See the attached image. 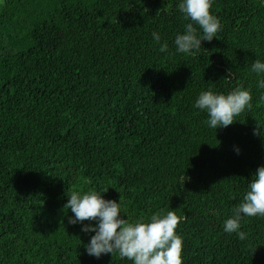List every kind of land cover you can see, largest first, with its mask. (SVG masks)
Returning <instances> with one entry per match:
<instances>
[{
    "label": "trees",
    "instance_id": "1",
    "mask_svg": "<svg viewBox=\"0 0 264 264\" xmlns=\"http://www.w3.org/2000/svg\"><path fill=\"white\" fill-rule=\"evenodd\" d=\"M179 2L0 3V264H132L87 254L70 190L122 198L125 219L176 210L183 264H264V217L223 230L264 166V0H213L222 29L192 54ZM210 87L253 107L216 131L193 107Z\"/></svg>",
    "mask_w": 264,
    "mask_h": 264
},
{
    "label": "clouds",
    "instance_id": "2",
    "mask_svg": "<svg viewBox=\"0 0 264 264\" xmlns=\"http://www.w3.org/2000/svg\"><path fill=\"white\" fill-rule=\"evenodd\" d=\"M212 2L180 0L178 11L185 21L190 22L185 24L182 34L176 35L174 45L177 53L192 54L201 49L204 41L211 42L217 37L222 24L211 12ZM152 36L160 45L159 52L167 54L168 43H161L158 32H153ZM251 71L264 77V61L256 59ZM258 88L264 89V78L259 79ZM252 100L250 89L237 87L224 94L210 87L199 93L193 107L205 112L208 117L205 123L217 131L232 125L236 117L246 109L250 110ZM261 129L264 126L258 123L254 135H261ZM236 152L240 154V149L236 148ZM67 197L64 210L73 213L68 222L81 225L82 232L90 235L89 243L84 245L89 256L100 259L107 254L118 255L132 264H183L184 241L177 233L181 217L176 210L158 211L150 217L133 220L127 216L124 218L122 198L120 202L106 200L96 190H70ZM257 216L264 217V166L258 168L242 202L236 206L234 215L225 221L223 230L229 234L235 233L244 240L246 234L241 230V221ZM85 221L90 223L85 224Z\"/></svg>",
    "mask_w": 264,
    "mask_h": 264
},
{
    "label": "rangeland",
    "instance_id": "3",
    "mask_svg": "<svg viewBox=\"0 0 264 264\" xmlns=\"http://www.w3.org/2000/svg\"><path fill=\"white\" fill-rule=\"evenodd\" d=\"M3 0H0V3H2Z\"/></svg>",
    "mask_w": 264,
    "mask_h": 264
}]
</instances>
